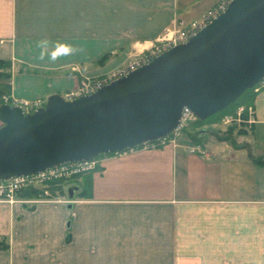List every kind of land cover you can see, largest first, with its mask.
I'll return each mask as SVG.
<instances>
[{
	"label": "crops",
	"instance_id": "crops-1",
	"mask_svg": "<svg viewBox=\"0 0 264 264\" xmlns=\"http://www.w3.org/2000/svg\"><path fill=\"white\" fill-rule=\"evenodd\" d=\"M217 0H0V59L9 95H64L100 77L174 22ZM76 51L40 60L37 43ZM107 56L103 61V57ZM234 143L207 131L102 156L64 186L66 202L0 203V264H264V86ZM248 115V114H247ZM199 143L205 154L189 153ZM72 188L73 198L68 197ZM69 234V239L67 236Z\"/></svg>",
	"mask_w": 264,
	"mask_h": 264
},
{
	"label": "water",
	"instance_id": "water-1",
	"mask_svg": "<svg viewBox=\"0 0 264 264\" xmlns=\"http://www.w3.org/2000/svg\"><path fill=\"white\" fill-rule=\"evenodd\" d=\"M263 80L264 0H232L186 43L92 94L53 93L28 113L1 103L0 179L152 143L177 128L184 108L205 120Z\"/></svg>",
	"mask_w": 264,
	"mask_h": 264
},
{
	"label": "built area",
	"instance_id": "built-area-1",
	"mask_svg": "<svg viewBox=\"0 0 264 264\" xmlns=\"http://www.w3.org/2000/svg\"><path fill=\"white\" fill-rule=\"evenodd\" d=\"M232 0H217L214 5L208 8L200 17L190 22H174L172 25L165 27L147 47H143L141 50H135L130 55V59L122 66L113 69L100 77H83L76 86L67 91L63 97L66 100H72L83 95H89L95 92L100 87L110 83L111 81L125 75L126 73L137 69L138 67L149 63L154 57L160 55L164 51L177 46L179 44L186 43L188 39L205 27L219 14L224 12ZM264 86V80L254 87V91H258ZM9 99L12 105L20 106L24 113L32 112L38 107L44 105L43 99H19L14 97H5L4 102L9 104ZM244 111V107L240 106L235 116H225L222 121L225 124L230 123L233 120L243 121L241 114ZM248 117L246 122H253V109L247 107ZM195 117L184 108L182 112V118L179 125L169 135L152 143H172L176 144L178 137L182 134L183 128ZM151 143V144H152ZM189 153L205 154V150L199 143H191L187 147ZM102 156L99 155L93 158L84 159L72 163H64L55 167L48 168L44 171L30 174V175H18L8 179H0V203L12 204L21 200H18L17 194L28 188H35L40 190L39 197L31 200L32 202H58L60 200H51L47 198L49 196V189L47 184L50 181L65 179L67 177L77 176L88 173L95 170L101 165Z\"/></svg>",
	"mask_w": 264,
	"mask_h": 264
},
{
	"label": "trees",
	"instance_id": "trees-1",
	"mask_svg": "<svg viewBox=\"0 0 264 264\" xmlns=\"http://www.w3.org/2000/svg\"><path fill=\"white\" fill-rule=\"evenodd\" d=\"M107 56L103 57V61L106 59ZM11 67V62L8 60H2L0 59V69L1 68H7L9 69ZM0 77L1 78H5V79H9L10 78V72L9 71H4L3 73H0ZM10 90H9V85L7 83H5L3 86H0V95H4V94H9ZM256 95V91H254V87L251 89H247L245 90L234 102H232L231 104H229L227 107H225L224 109H222L221 111L217 112V115H228V116H235L236 111L238 109L239 106H251L254 100V97ZM244 96V98H242ZM2 102L0 101V104ZM215 115V114H214ZM213 116H210L209 118L205 119V120H198L196 118H193L187 125L186 127L183 128V133L187 134L192 140L194 141H198V139L201 138V134H198L197 132L201 129L198 127H201L200 125L206 123L209 119L213 118ZM243 118H247V111L244 112V114H242ZM243 132V131H241ZM220 139L222 140H230L231 142H233V140H231V136L230 135H226L223 137H220ZM155 142V141H153ZM107 154H113V153H106L103 155H107ZM253 161L257 164H262L264 165V160H260V159H253ZM63 182H65V179H58V180H53L50 181L47 184V188L53 193H59L63 196L66 195V191L65 189H63ZM21 193V192H20ZM23 196H28V197H39L41 192L38 189L35 188H28L22 191ZM67 239H69V234L67 236ZM2 247H5L6 245H4L3 243H1Z\"/></svg>",
	"mask_w": 264,
	"mask_h": 264
},
{
	"label": "rangeland",
	"instance_id": "rangeland-1",
	"mask_svg": "<svg viewBox=\"0 0 264 264\" xmlns=\"http://www.w3.org/2000/svg\"><path fill=\"white\" fill-rule=\"evenodd\" d=\"M9 70H10V68L9 69L1 68L0 69V73H3L4 71H9ZM81 78H83V77H81ZM6 81H7V79L0 77V86H3L6 83ZM9 96H10L9 94L0 95V101L2 103H5L4 102V98L7 97V99H8ZM10 97H12V96H10ZM242 98H244V96ZM45 101L46 100H44V103H45ZM10 102H12L11 99H9V104H10ZM10 105H12V104H10ZM243 107H244V111L242 112V114H244V112L247 111V107L246 108H245V106H243ZM242 114H241V119L243 121H239L238 122L236 120H233V121H231L228 124H225L222 121V119L225 116H228V115L225 114V115L220 116V115L215 114L213 118L209 119L206 123L200 125L201 127H198V128L206 129L207 131H210V134L215 135L219 139H220V137H223V136H226V135H230L231 136V140H233L232 136H234V132H236V131H237V133L241 132L243 127H244V125L242 123L246 122L245 120L247 118L246 119L243 118ZM247 117H248V115H247ZM182 135H183V131H182V134L178 138H180ZM233 143H234V140H233ZM79 177H80V175L65 178V182H63L64 186L66 187V186H69V185H71L73 183H76V184L79 183L78 182L79 181L78 180ZM18 195H19V193L17 194V198H19ZM35 198H37V197H35ZM47 198H49L51 200H55V199L56 200H60V202H66V203H70L71 202L70 200L65 199V197L63 195H61L59 193L53 194L50 190H49V196Z\"/></svg>",
	"mask_w": 264,
	"mask_h": 264
},
{
	"label": "clouds",
	"instance_id": "clouds-1",
	"mask_svg": "<svg viewBox=\"0 0 264 264\" xmlns=\"http://www.w3.org/2000/svg\"><path fill=\"white\" fill-rule=\"evenodd\" d=\"M49 46L50 41L47 39L37 43V47L40 49L38 57L40 60H44L47 57L50 62H55L61 57L69 56L76 51V48L67 43L56 42L51 45V50H49Z\"/></svg>",
	"mask_w": 264,
	"mask_h": 264
}]
</instances>
